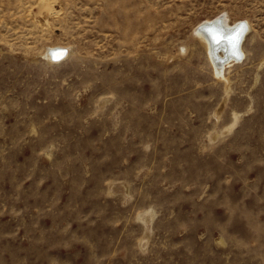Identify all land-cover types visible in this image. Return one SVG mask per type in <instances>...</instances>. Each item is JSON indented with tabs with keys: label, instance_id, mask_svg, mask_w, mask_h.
<instances>
[{
	"label": "rangeland",
	"instance_id": "374dc122",
	"mask_svg": "<svg viewBox=\"0 0 264 264\" xmlns=\"http://www.w3.org/2000/svg\"><path fill=\"white\" fill-rule=\"evenodd\" d=\"M0 264H264V0H0Z\"/></svg>",
	"mask_w": 264,
	"mask_h": 264
},
{
	"label": "bare ground",
	"instance_id": "6f19581e",
	"mask_svg": "<svg viewBox=\"0 0 264 264\" xmlns=\"http://www.w3.org/2000/svg\"><path fill=\"white\" fill-rule=\"evenodd\" d=\"M225 27H231V30H239L238 33L241 34V39L237 45H235L234 40L231 38H227V40L221 39V37H226V33L222 30L221 26L216 24L215 19H209L205 21L204 23L210 24L211 26V35L210 37H213L210 39L209 35L200 29L199 27L196 28V31L201 37L203 41L206 42L209 56L211 59L212 64L214 65L216 73L220 74L225 69L226 65L230 64L232 61H240L243 59L245 55V50L243 47V40L245 38V35L248 33V30L250 28V23L247 21H237L233 24L228 23L226 20L223 19ZM242 30V31H241ZM214 35V36H213ZM221 39L218 43H215L217 40ZM214 44H213V43ZM226 46L227 51L224 49H221L222 46ZM65 48L61 45L51 46L48 48L46 54L52 59V60H58L60 57L64 55L63 58L68 55V50L65 48V50L56 49V48ZM224 48V47H223ZM236 54V55H235ZM53 55V56H52ZM221 58L224 59V61H220L217 59Z\"/></svg>",
	"mask_w": 264,
	"mask_h": 264
},
{
	"label": "water",
	"instance_id": "95a60500",
	"mask_svg": "<svg viewBox=\"0 0 264 264\" xmlns=\"http://www.w3.org/2000/svg\"><path fill=\"white\" fill-rule=\"evenodd\" d=\"M215 20H216V24L217 25H219V26H221V28H222V30L226 33V37L224 36V38L223 37H221V39H223V40H227V38H231L232 40H234V43H235V45H237L238 43H239V41H240V39H241V34H239L238 33V31L239 30H237V29H235V30H231L229 27H225V25H224V22H223V19L222 18H219V17H215L214 18ZM198 27L200 28V29H202L203 31H205L208 35H209V37H210V33L212 32L211 31V26H210V24H207V23H204V22H202V23H200L199 25H198ZM242 31V30H241ZM214 36V35H213ZM211 38H213V37H210V39ZM221 39H219V40H217L215 43H218ZM213 43V42H212ZM214 44V43H213ZM224 47V48H223ZM56 49H63V50H65V48H56ZM221 49H224L225 51H227V48H226V46H225V44H224V46H222L221 47ZM236 55V54H235ZM53 56V55H52ZM217 59H218V57H217ZM218 60H220V61H224V59H221V58H219Z\"/></svg>",
	"mask_w": 264,
	"mask_h": 264
}]
</instances>
